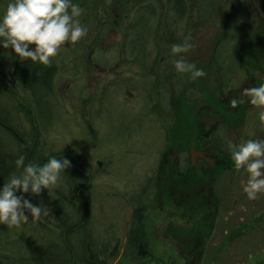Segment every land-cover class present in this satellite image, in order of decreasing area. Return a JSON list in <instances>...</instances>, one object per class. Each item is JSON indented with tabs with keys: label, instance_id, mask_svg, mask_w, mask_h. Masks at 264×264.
Instances as JSON below:
<instances>
[{
	"label": "rangeland",
	"instance_id": "374dc122",
	"mask_svg": "<svg viewBox=\"0 0 264 264\" xmlns=\"http://www.w3.org/2000/svg\"><path fill=\"white\" fill-rule=\"evenodd\" d=\"M147 1L160 3V34L166 35V42L179 44L185 36L191 37L194 47L176 55L175 59L183 58L205 73L192 79V86L181 85L175 92L176 98L166 100V97L163 101L160 98L159 108L158 98H154L155 103L146 104L139 112L149 93L141 85L140 68L126 60L128 55L123 58L118 55L116 45L122 39L119 18L122 9L116 0H87L80 5L83 12L79 19L88 33L75 43L65 42L54 57L57 69L53 92L49 98L42 93L39 96L44 101L43 113L29 104V94L12 78L6 84L12 94L0 86V115L15 125L18 138L21 133L31 131L22 105L32 107L41 122L48 124L43 132L44 125L40 122L38 128L43 133H36L35 140L29 139L31 143L34 141L32 147L36 142L39 148L36 159L39 154L54 155L71 158L73 163V168L70 165L61 173L57 185L42 189L38 196L25 194L33 204L47 206L48 217L37 223L30 217L28 223L19 227L0 225V264H46L52 260L51 254H57L62 248L61 235H67L66 230L73 232L70 241L77 246L76 251L93 258L91 250L96 248L103 264H264V193H259L254 200L247 198L242 187L248 174L243 167L226 169L207 205L197 201L193 210L190 209L193 213H209L204 221V251H164L152 246L151 251L141 257L138 252H122L120 245L113 246L122 242L129 203L136 201L134 198L147 197L148 214L154 216L163 211L158 206L165 193L158 183L163 179L159 163L166 134L168 143L165 145L171 144L179 133L201 134L206 101L215 100L221 91L226 98L229 90L239 86L244 89L246 81L250 83L252 79L254 87L264 84V0H248L247 28L237 33L230 28L236 39L227 47H220V52L216 49L233 13V0H213L215 7L211 15L204 13V0H191L186 15L191 19L189 25L186 21L172 24L176 14L170 0ZM7 3L8 0H0V14ZM151 12H144L143 26L133 29L127 47L130 52L147 48L152 58L157 51L158 20ZM145 36L148 42H143ZM98 41L101 52L93 50ZM81 44L86 49L83 56H77ZM17 60L10 50L0 49V69L9 78ZM151 73L149 77L154 84L155 71ZM222 83L227 86L222 88ZM188 94L190 100L186 101ZM165 109L166 115L160 116L158 113ZM260 111H264V106L252 104L243 112L240 123L232 125L231 129V126L226 127L222 134L219 131L227 148L230 143L239 144L248 138L264 140ZM212 124L211 120L206 126L210 128ZM4 134L0 130V141L4 140L11 147ZM154 147L161 149L159 155L150 154ZM25 152L30 149L26 148ZM15 174L19 175L20 171ZM8 178L5 176L0 186ZM153 224L148 223V226L153 227ZM62 239L66 243L65 237ZM40 251L44 253L40 255Z\"/></svg>",
	"mask_w": 264,
	"mask_h": 264
},
{
	"label": "flooded vegetation",
	"instance_id": "af4514ba",
	"mask_svg": "<svg viewBox=\"0 0 264 264\" xmlns=\"http://www.w3.org/2000/svg\"><path fill=\"white\" fill-rule=\"evenodd\" d=\"M235 1L241 0L232 1L233 13L237 11L234 9ZM239 15L243 19L246 18V23L249 24L248 0L241 4ZM119 18H121L122 30L120 32L122 33V39L116 45L118 55H122V58L124 55H128L126 56V60H130L140 68L143 77L141 85L149 93L146 96V102H143L145 104L143 105L141 102L139 112L145 109L146 104L155 103L153 101L154 98H158L156 103H158L157 108H159L160 98H162V101L166 97H168L166 100H172V98H176L175 92L181 88V85H184V87L188 85L192 86V78L189 74L185 73L177 76L175 68L172 67L176 55L174 56L169 53L167 57V55L163 56L159 51H155L153 56L155 58L152 59V52L139 55L138 53L128 51L127 41L129 40V36H127V33L130 32L129 22L127 24V21L123 20L122 14ZM186 23L189 25L188 21ZM188 25H186V29H188ZM114 29L116 30L117 28L114 27ZM79 47L81 51H77V56H83L86 48L83 45ZM93 48L97 52L102 51L99 41L94 44ZM137 56L139 57L136 58ZM136 59H138V62L135 61ZM106 60L108 58L103 60L104 63ZM167 62L168 66H165ZM107 66L108 64L104 66V69ZM100 68L103 69V67ZM152 70L155 71L157 82L154 79L152 81L154 84H151L149 77L152 74ZM11 78H13V73L11 74ZM127 81L129 80L127 79ZM130 81H132V78H130ZM253 81L254 79L249 81L250 83L246 81L245 88H248V84L250 85L249 87H254L252 85ZM225 85L227 86V84H220L222 88ZM152 92H155V94L152 95ZM229 92L226 98L222 95L223 92L221 91L215 100L204 103V114L201 116V121L204 119V127L201 128V134H198L199 132L194 134L179 133L175 135L176 138H173L174 141L171 144L165 145L168 143V136L166 134L164 140L167 139V141H164L163 158L161 164L159 163V172L162 175L160 178L163 177V179L159 180L158 183L162 187L163 193H165L159 200L158 206L163 211L155 213L154 216L152 213L148 214L147 197L134 198L133 200L136 201H130L131 203H129L130 213L122 242L113 244L114 247L120 245L122 252L131 251L138 253H147L151 251L152 246H155L154 249L158 247L164 251H204V221L207 220L209 213L207 212L206 215H204V211L193 213L190 209L193 210V205L197 201H202L201 203L207 205L208 199L212 195L214 197V193H216L215 185L220 182L226 169L231 171L235 169V164L233 165L234 161L230 156V150L225 145V138L220 134L224 133L226 127L231 126L229 128L231 129L232 125L240 123L242 118H244L243 112H245L248 106L252 105L250 97L243 96L242 87L240 88L239 86L231 89ZM185 99L189 101L190 94ZM232 100H241V102L236 107H232L230 103ZM166 110H161L158 114L164 117ZM211 120L213 124L208 128L206 124ZM155 140H157L156 136ZM160 150L154 147V149H151L152 153L150 154L159 155ZM101 164L100 162L99 165ZM150 215L152 216L150 217ZM148 223H154L153 227H149ZM128 259L131 261L130 257Z\"/></svg>",
	"mask_w": 264,
	"mask_h": 264
},
{
	"label": "clouds",
	"instance_id": "9594fccd",
	"mask_svg": "<svg viewBox=\"0 0 264 264\" xmlns=\"http://www.w3.org/2000/svg\"><path fill=\"white\" fill-rule=\"evenodd\" d=\"M82 12L74 0H8L0 14V49L10 50L19 61L47 66L65 42L75 43L87 35L88 28L79 19ZM190 41L191 37L185 36L182 43L171 45L170 54L187 52L194 47ZM173 65L177 73H187L192 79L205 75L183 58L175 59ZM243 96L250 97L253 105L264 106V84L244 88ZM240 102L230 103L236 107ZM258 115L264 122V111ZM229 149L235 167H243L248 174L243 192L249 200L256 199L264 193V140L244 139L239 144L230 143ZM70 165L69 159L56 156L43 164L25 163L24 156L17 158L15 166L20 174H11L0 186V225L19 227L28 223L30 217L33 223L48 217L50 209L43 203L33 204L25 194L38 196L42 189L57 185L61 173Z\"/></svg>",
	"mask_w": 264,
	"mask_h": 264
},
{
	"label": "trees",
	"instance_id": "16d2710c",
	"mask_svg": "<svg viewBox=\"0 0 264 264\" xmlns=\"http://www.w3.org/2000/svg\"><path fill=\"white\" fill-rule=\"evenodd\" d=\"M246 0L241 1H235V7L237 11L233 13L230 18L227 20L226 23V30L225 34H223L221 40L218 43L217 51H219V48L222 49L227 47L229 42L234 41L236 38H234L233 33L230 32L231 30L235 31L236 33L238 31L244 32L247 28L248 24L246 23V18L243 19L241 15H239L240 12V6L242 3H244ZM74 2H78L80 5H83L87 2V0H74ZM116 4H119L122 9V16L124 21H129L131 18L132 20L129 21V29L130 32L127 33V36L129 38L131 37L133 33V29L136 27L143 26V16H145V11H152L151 13L153 16L158 20L157 26L155 28V36L157 37L156 43H157V51L161 53L163 56L167 55L169 56L170 53V47L174 43H169V41L166 42L165 34H160V26L159 21L161 18L159 15L162 14V9L160 7V3L153 2V1H142V0H116ZM247 3V2H246ZM171 8L175 9V18H172V24L175 25V23L180 24L181 22L188 21V23L191 21V19H187L186 15L189 9V6L192 4L191 0H170L169 2ZM204 13L207 15L213 14V9L215 7V3L213 0H204ZM169 8V7H168ZM213 10V11H212ZM151 13L150 19H152ZM161 13V14H160ZM199 17H202L201 13V7L198 8ZM158 14V15H157ZM236 18V19H235ZM235 20V21H234ZM148 22V21H147ZM180 22V23H179ZM146 23V21H145ZM144 23V26L146 24ZM242 26V27H241ZM144 28V27H143ZM177 28V27H176ZM165 33V32H163ZM149 39L145 36V39L143 42H148ZM133 52V51H131ZM134 53H138L139 55L144 53H149L148 49L141 51H135ZM137 56L136 58H138ZM138 62V59L135 60ZM162 64V63H161ZM165 66H168V62L165 64ZM57 66L54 63V57L51 58L50 64L45 66L37 63H32L30 61H16L15 66L13 67L11 74L13 73V78L11 79L7 76L5 72H3L0 69V86H2V89H6L9 94H12L9 87L6 85V82L10 81L9 79L13 80V82H16L18 86L26 91L29 94V104H32L35 106L37 110H39L40 113H43V99L40 98L41 93L44 95V97H51L50 94L53 92V82L56 74ZM14 71V72H13ZM177 76H179V73H177ZM1 88V87H0ZM4 89V90H5ZM21 109L24 110L26 113V116H28V122L31 124V131L30 133H21V135L17 136V128L14 124L10 123L5 118L1 117L0 115V130L2 133H5L3 136L6 138V140H9V143L11 147L7 146L6 143L3 141H0V181L4 179V177H9L11 174H15L17 172L16 166H15V160L19 158L20 156H25V163L31 162L34 164H43L47 161L51 155H42L39 154L38 151L39 148L36 146V142L33 144L30 142L31 140H35L34 137L43 132H45V129L47 127L46 124H43L40 120L39 114L37 112L32 111L29 109V107H26L24 105L21 106ZM42 123L44 126L41 128H44L43 132L38 127L39 123ZM50 124V123H49ZM36 146V147H35ZM29 148L30 152H25V149ZM38 149V150H37ZM54 156V155H52ZM43 157V159H42ZM69 159V158H68ZM71 162V168H73V163L71 161V158L69 159ZM21 171V170H19ZM76 172V171H75ZM64 233H67V235H61V244L62 248L58 249L57 254L52 255L51 254V261H48L46 264H103V262L99 258V253L95 249L91 250L94 253L93 258H89L87 256V253L76 251L75 244L70 241V237L72 236L73 232L70 230H66ZM63 233V234H64ZM67 236V237H66ZM65 237L66 243L62 238ZM94 244V243H93ZM77 247V246H76ZM95 247V244L94 246ZM46 252V251H45ZM44 253L40 251V255ZM51 253V250H50ZM145 253L139 252V256H143ZM44 256V254H43ZM156 261V259H155ZM84 262V263H83Z\"/></svg>",
	"mask_w": 264,
	"mask_h": 264
}]
</instances>
